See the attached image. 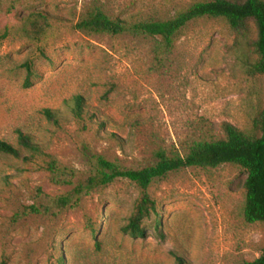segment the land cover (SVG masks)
<instances>
[{
	"label": "rangeland",
	"instance_id": "374dc122",
	"mask_svg": "<svg viewBox=\"0 0 264 264\" xmlns=\"http://www.w3.org/2000/svg\"><path fill=\"white\" fill-rule=\"evenodd\" d=\"M198 1L44 0L0 15V140L16 146L21 131L43 152L27 161L0 154V264H177L178 256L186 264H239L260 256L264 223L244 220L247 175L236 165L154 181L148 192L159 215L144 221L143 238L122 232L142 195L129 180L73 194L98 156L121 170H139L154 165L159 150L221 134L224 122L256 132L264 75L249 74L253 47L226 20L192 21L170 49L161 38L74 29L87 10L131 26L173 19ZM34 10L51 21L37 41L21 28ZM249 28L248 39L255 38L253 22ZM76 96L84 99L82 119L70 109ZM46 109L57 113L59 125ZM49 160L75 172L73 185L53 183ZM38 190L51 198L70 194L72 207L18 219Z\"/></svg>",
	"mask_w": 264,
	"mask_h": 264
},
{
	"label": "trees",
	"instance_id": "16d2710c",
	"mask_svg": "<svg viewBox=\"0 0 264 264\" xmlns=\"http://www.w3.org/2000/svg\"><path fill=\"white\" fill-rule=\"evenodd\" d=\"M44 0H0V15L10 14L26 9L32 5L43 3ZM35 7V6H34ZM201 18H222L239 36L247 38L253 47L256 58L249 64L251 76L264 75V0H202L187 9L180 11L173 19L167 21H144L128 26L124 20L111 19L100 9L87 10L75 23L74 29L88 34H109L118 36L125 33L161 38L165 47L170 49L174 38L189 23ZM256 27V37L249 38V23ZM22 33L32 40H40L51 28V21L44 10H34L25 16ZM28 67L26 86L31 85L32 69ZM85 108L84 99L76 96L70 107L77 119H82ZM48 120L59 125L57 113L50 109L44 111ZM254 134H246L232 124H221V134H212L210 138L195 141L181 150H159L156 152V163L139 170H121L117 164L98 156L89 177L84 184L77 185L75 196L87 195L91 191L107 187L118 179H127L142 192L137 201L135 212L122 232L133 238L146 236L144 221L152 214L159 215L155 201L148 190L156 180L165 178L172 172L197 168H218L226 164L236 165L246 173L244 220L248 224L264 223V108L254 121ZM29 153L26 156L24 153ZM40 145L30 134L19 131L17 145L0 140V154L15 159L29 160L41 155ZM47 170L51 180L57 185H73L75 172L60 168L55 160L47 162ZM47 200V201H46ZM35 203L26 207L21 218L32 213L36 216L53 213L54 210H65L72 207V195L67 194L56 198L46 196L41 190L35 194ZM156 227L161 225L160 219L155 220ZM2 264H5L2 263ZM177 264H186L183 257H177ZM239 264H264V250L253 261Z\"/></svg>",
	"mask_w": 264,
	"mask_h": 264
}]
</instances>
